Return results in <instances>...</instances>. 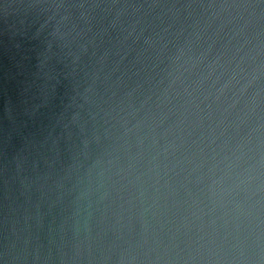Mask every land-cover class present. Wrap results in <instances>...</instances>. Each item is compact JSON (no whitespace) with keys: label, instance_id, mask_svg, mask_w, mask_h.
Here are the masks:
<instances>
[{"label":"water","instance_id":"water-1","mask_svg":"<svg viewBox=\"0 0 264 264\" xmlns=\"http://www.w3.org/2000/svg\"><path fill=\"white\" fill-rule=\"evenodd\" d=\"M0 264H264V0H0Z\"/></svg>","mask_w":264,"mask_h":264}]
</instances>
